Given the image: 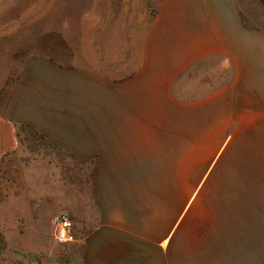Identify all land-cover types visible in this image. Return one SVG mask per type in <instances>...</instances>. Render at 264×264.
<instances>
[{
  "label": "crops",
  "instance_id": "0c3cea01",
  "mask_svg": "<svg viewBox=\"0 0 264 264\" xmlns=\"http://www.w3.org/2000/svg\"><path fill=\"white\" fill-rule=\"evenodd\" d=\"M16 5L0 0L11 53ZM121 46L72 65L30 55L0 101V159L28 125L93 166L99 223L79 239L82 264L197 262L225 230L247 238L264 180V32L235 0H159L138 59ZM8 70L0 58V92Z\"/></svg>",
  "mask_w": 264,
  "mask_h": 264
},
{
  "label": "rangeland",
  "instance_id": "374dc122",
  "mask_svg": "<svg viewBox=\"0 0 264 264\" xmlns=\"http://www.w3.org/2000/svg\"><path fill=\"white\" fill-rule=\"evenodd\" d=\"M12 1L17 2L18 21L4 25H10L6 27L11 28L9 34L15 31L13 39L17 47L11 49L13 53L5 51L12 38L0 40L1 61L9 65L0 101L5 98V89L17 81L30 55H45L72 65L83 60L84 51L91 45L92 52L109 50L115 56L120 53L122 43L127 44L129 57L138 59L143 36L159 3V0ZM235 2L242 24L264 32V0ZM95 30L99 33L93 37ZM24 31L30 32L27 39ZM19 131L18 147L0 159V264H82L79 239L99 223L92 198L94 168L87 162L74 160L71 150L59 148L28 125H21ZM256 182L255 213L251 214L256 218L252 221L251 216L253 229L249 230V236L236 239L229 237L236 229L225 230L223 250L210 251L208 258L203 254L197 262L178 258L177 264H264V180ZM240 211L250 215L243 208ZM59 213L72 219L73 241L55 239L52 219ZM244 218L240 214L239 225ZM235 240L237 243L230 242ZM182 254L179 257L185 256Z\"/></svg>",
  "mask_w": 264,
  "mask_h": 264
},
{
  "label": "built area",
  "instance_id": "2783aa9c",
  "mask_svg": "<svg viewBox=\"0 0 264 264\" xmlns=\"http://www.w3.org/2000/svg\"><path fill=\"white\" fill-rule=\"evenodd\" d=\"M54 237L59 242L73 241V222L65 213H59L52 219Z\"/></svg>",
  "mask_w": 264,
  "mask_h": 264
},
{
  "label": "bare ground",
  "instance_id": "6f19581e",
  "mask_svg": "<svg viewBox=\"0 0 264 264\" xmlns=\"http://www.w3.org/2000/svg\"><path fill=\"white\" fill-rule=\"evenodd\" d=\"M163 243V242H162ZM165 243V242H164ZM161 247V246H160Z\"/></svg>",
  "mask_w": 264,
  "mask_h": 264
}]
</instances>
